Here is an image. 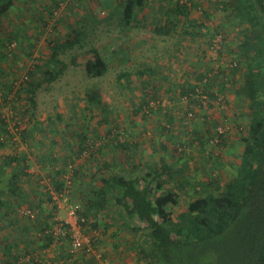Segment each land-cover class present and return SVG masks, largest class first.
<instances>
[{"label": "trees", "instance_id": "trees-1", "mask_svg": "<svg viewBox=\"0 0 264 264\" xmlns=\"http://www.w3.org/2000/svg\"><path fill=\"white\" fill-rule=\"evenodd\" d=\"M117 1L122 3L120 13L123 27H132L138 24L137 15L146 5V0ZM16 2L17 0H0V25L3 23V19L7 18ZM207 3L208 6L203 10L207 17L211 16V9L218 5L223 11H229L233 15L231 20L234 19L241 25V22L247 24V27L244 30L242 28L240 32L243 34L244 40L239 45L240 53L236 56L238 61L231 62V65L227 64L224 68L221 65L219 68L211 69V73L209 71L195 72V84L182 85L180 95L184 102H190V105L194 103L202 108L204 105L202 93L216 95L214 87L217 81L220 78L223 80L228 77L232 82L231 85L234 86V106L240 105L243 101L249 102L248 110L237 116V121L240 123L237 133L243 145L241 151L237 153L240 156L237 171L227 178L224 175L228 172L224 168L226 162L223 155L225 153L228 155L225 158L235 155L228 148L230 142L227 138L229 137L226 138L225 132L219 133L217 129L214 133L215 136L210 141L212 142L216 137L219 139L218 142H214L215 147L219 148V152H213V149L201 150V156L212 167L206 180H195L192 178V170L189 169L187 172L182 164L183 160H186L185 165H189L188 161L195 162L194 147L200 150L204 143L201 134L196 136L197 141L192 140L188 146L179 142L178 147L173 148L175 155L167 143L163 142L159 144L160 146L155 145V149L166 151L171 160H167L164 155H161L158 164H155L149 156L146 159L143 158L146 161L143 164L136 153V149L142 142L135 138V134L139 133L135 132L134 128H127L120 133L121 135L119 134L124 137V140L112 138L111 132L108 137L101 136L100 126L108 125L112 129L113 127L119 129V125L112 124L110 121V102L105 98L100 88L93 87L85 91L84 98L93 104V109L95 107L99 109V121L94 125V128L87 125L70 130L69 128L72 126L68 124L69 127L65 130L63 137L69 147L73 145L75 148L71 149L70 155L63 156L67 160L60 168L57 166L58 175L51 176L50 172L47 174V176H51L54 190L57 193L66 194L68 203L80 206L79 215L84 219L81 221L83 229L89 226L90 230H94V232L101 231L103 233L104 231L105 233L110 228L116 227L119 231L130 233L128 241H132L137 260L144 264H203L210 255L215 256L218 264H264V0H208ZM195 5L193 0H174V3L169 4L165 12V24L157 26L154 30L155 33L159 36L191 37L194 34L190 31L192 27L194 28L195 25L204 26L202 23L191 21ZM59 9L60 6L57 4V7L48 13L51 18L49 21H53L51 29L54 32L59 29L65 31L66 37L69 38L68 41L64 43L57 40L49 41L48 44L52 45L49 59L53 64L48 60L35 63L33 67H29L25 79H22L21 73H17L15 83L12 82L5 86L8 78L4 77H7L8 74L10 76L12 71L13 75L16 74V70L12 69V71L6 72V69L0 68V93L3 98L0 109L3 105H9L10 95L16 85H19V90L17 98L12 99L13 109L16 108L15 113L21 112L22 114L23 110V114H25L36 108L38 89L42 86L48 87V84L58 80L69 68H80L90 78L103 77L107 74L108 58L94 45L84 48L87 44L85 39L87 34L84 35L82 26H77L74 24L75 22H68L61 17L54 19ZM36 15L39 23L43 26L49 23L45 20L46 15H43L42 12L38 11ZM183 22L185 24H181ZM180 25H182L181 29H179ZM13 31L15 29L3 36L6 46L19 42L16 37L11 35ZM218 33L223 34L222 31ZM218 33H215L214 36L208 35L209 48ZM40 34L34 41H30L27 47L33 48L41 36ZM5 38L8 40L6 41ZM76 44L83 50L72 56L69 64L59 58V54H67L68 50H72ZM4 53H6L4 59H9L12 56L6 51ZM219 53H222L221 49ZM80 56L84 58L83 62L78 60ZM222 59L228 60L221 54ZM243 68H246V71L243 72ZM40 71L47 77L46 79H41L38 74ZM147 72L152 73L153 69L147 67L137 71L142 84L148 83ZM124 76L130 83L132 73L125 72ZM237 78L240 81L239 84L234 82ZM218 90L225 91L223 83ZM23 91L27 92L24 106V98L21 95ZM149 95L146 93L139 107L143 111L144 118H148V123L151 122L153 116L151 112L154 110L149 106ZM27 103H29L28 106ZM146 106L147 108H145ZM165 115L167 122L150 123L155 126L152 128L155 135L164 134V131L169 133L170 124L167 123L172 122L170 117L172 113L166 111ZM56 117L59 120L63 119L62 114H57ZM14 118L16 117L14 116ZM189 119L192 118L189 117ZM50 121L55 122V118L50 117ZM222 124L225 122L222 121L215 128ZM7 125V115L0 113V132L2 134L0 148L13 147L12 150H14L12 153L6 152L5 157L0 155V184H7L5 189L0 187V230L4 229L3 221L6 219H8V225L16 223V219L9 220L14 202H26L29 198L28 195H25L29 190H26L22 185L37 178L36 186H39L43 179L39 176L38 171L28 170L31 160L27 154L21 155L20 152L15 151L14 146L17 141L20 143V140ZM17 127L20 129L22 126L19 124ZM228 129H230V125H228ZM20 130V138L22 136L30 137L29 128L25 127ZM150 147L152 146L150 145ZM115 150L127 153H125L127 159L123 161L122 169L120 168L119 171H116V167H121V164L115 158L117 153H114ZM105 155L112 159L105 158L107 157ZM39 156L41 168L45 169L50 158L45 153ZM49 156L54 157L52 154ZM75 158L82 161L77 166H72L71 175H66L65 168H68L69 164L73 165ZM83 163H88L87 168L92 171L84 170L86 167ZM50 168L53 169L52 166ZM100 175H102V180L99 179L101 183L98 182L97 185L94 183L88 187V190H84L79 194V200L72 198L73 191H77L76 187L78 188L81 180L88 178L93 183ZM174 178H178V180ZM48 189H45L46 197L50 205L55 208L54 210L51 208L50 218L56 220L58 204ZM31 194L36 196L37 192L32 190ZM5 195L8 197L4 199ZM40 198L41 201L39 200L36 206L42 209L44 200L43 197ZM102 214H104L101 216L102 218H98V215ZM45 218L46 220L42 217L36 223L40 230L45 232L40 241V249L48 248L52 244L56 245L58 240L64 238L57 236L55 231L51 227L49 228L47 217ZM46 221L47 226H44ZM95 237H91V240L76 252H72L70 249V235L64 238L66 244L61 241V247H67V260L70 264H76L80 254L92 251V246L97 242ZM9 239L5 236L0 237L2 249L9 250L5 262L2 257V264H9L10 255L12 252L15 254L13 248H10ZM27 241L30 242V240ZM25 255L29 256L30 251L25 254L17 253L15 261H19L20 256L26 257ZM3 256L5 257L4 253ZM39 258L40 261L35 255L30 256L29 260L45 264L47 258L40 256Z\"/></svg>", "mask_w": 264, "mask_h": 264}, {"label": "rangeland", "instance_id": "rangeland-1", "mask_svg": "<svg viewBox=\"0 0 264 264\" xmlns=\"http://www.w3.org/2000/svg\"><path fill=\"white\" fill-rule=\"evenodd\" d=\"M193 1L196 3V7L191 15V21L198 22L199 24L202 23L204 26L199 27L195 25L194 28L192 27L190 31L194 34L189 38L179 35H174L172 38L168 36H159L152 28H149V25V27L146 26V28L123 27L120 13L122 3H119V1L116 2V0H80L78 4H76L77 11L70 7L66 9L65 6L60 7L57 11V15L54 19H59V17H61V19H66V21L71 23L75 22V25L83 27L82 31H84V35L87 34L85 37L87 44L84 48H88L90 45L98 47L108 58L109 69L107 74L103 77L90 78L80 68H69L58 80L48 84V87L44 88V86H42L38 89V93L36 94V108L25 114H23V110L21 114V112L15 113L13 109L12 99L17 98L19 90V85H16L14 91L10 95L11 102H9L8 107L0 109V113L7 115L8 127L13 130L12 132L18 137L17 139L20 140V143L17 141V144L14 146L16 149L15 151L20 152L21 155L27 154L31 160L28 170L31 172L38 171L39 176L43 178L39 186H36L37 178H34L29 183L25 182L22 185L26 190H29L25 194L26 196L28 195L29 198L26 202H14L9 220L16 219V223L14 225H8V219L3 221L5 224H3L4 229L0 230L2 231L1 235L2 237L5 236L10 238V248H14L18 243L20 249L22 246L26 248L28 244H26L25 241L33 240L34 238L36 244H38L45 233L36 225L42 217H44L45 220V217H47L49 228L51 227V229L57 231L62 218L67 216V209L64 207L65 205H63L62 200H60L61 196L59 197L58 193L54 190V185L50 177L56 174L58 175L59 169L57 166L60 168L64 165V161L67 160L63 158V156L65 154L70 155L71 149L73 150L75 148L73 145L69 147L63 137L69 125L72 126L69 128L70 130L79 129L81 126L86 127L87 125L94 128V125L99 121V109H96V107L93 109V104H90L84 98V93L89 88L98 87L101 89L105 98L110 102V121L112 124L119 125V129H114V127L112 129L108 125L100 126L99 132L101 136L108 137L109 132H111L112 138L124 140V137L120 136V133L127 128H134V131L136 130L135 132L139 134H135L136 137L135 135L133 136L138 139L139 142H142L139 148L136 149V153L143 164L146 163L143 158L146 159L149 156L155 164H158L161 155H164L167 160H171L166 151L155 149V145L160 146L159 144L165 142L173 149L174 147H178L179 142H183L188 146L192 140L195 139V141H197L198 138L196 136L201 134L204 143L200 150L194 147L196 154L195 162L188 161L187 163L189 165H185L186 160H183L182 164L187 172L189 169L192 170V178L195 180H206L207 174L211 172L212 167L207 163V160L203 159V156H201V150L209 151L213 149V152H219V148L215 147L214 142H211L210 139L215 136L214 133L217 128H215V126L224 121L225 124L220 126L225 130L226 138L229 137L227 140L230 142L228 146L230 152H233L235 155L226 158L225 156L228 155L226 153L223 155L226 162L224 168L228 172L227 174L224 173V175H226L227 178V176L233 175V173L237 171L240 161V156L237 153H239L243 147L238 137L239 134L237 133L240 126L239 121H237V116L241 112H246L248 110L249 102L243 101L240 105L234 106V86L231 85L232 82L229 81L228 77L223 78L224 81L222 78L217 81L214 87L216 95L202 93L204 100L202 108L194 103L190 105V102H184L180 95V90L182 85L195 84V72L209 71L211 73V69L219 68L221 65V63L219 64L221 54L228 59L225 61L226 64L238 61L236 56L239 54H232L229 56L228 52L232 49L234 50L237 43L242 41L243 36L239 33L241 24L234 19L231 20L233 15H231L229 11H223L221 6L218 5L211 9V16L207 17L203 13V10L208 6V0ZM42 2V0H34L33 5L31 4L33 12L38 11L37 8L40 10L39 6ZM148 5L149 8L156 10L158 13L157 16L160 19L164 18V9L162 10V7L158 9L157 0H150ZM33 12H29L30 14H20V18L28 17L24 18V21L21 19L20 22L22 23H12L18 26H14L15 31L11 32V35L16 37L19 42L8 46L4 44L0 47L1 49L4 48L6 52L12 55L9 59L0 61V67L6 69V72H10L12 69L16 70V74L13 75L12 71L10 76L7 73V77H4L8 78L5 86L15 80L17 73H21L22 79H25L29 67H33L35 63H42L47 60L52 63V60L49 59L52 53V45L50 46L48 44L49 41L57 40L64 43L69 39L66 37L67 34L65 31L59 29L54 32L53 29H51L53 21H50L49 27L46 25L43 26L39 23L40 21H38L37 15H35L37 12L35 14ZM42 14L46 15L43 12ZM229 14L231 16L227 17ZM10 16L16 17L15 13H11ZM45 20L48 21L50 18L46 15ZM152 23L154 22L152 21ZM152 23L150 25L153 27L154 24ZM181 24L185 23L183 22ZM181 26L182 25L179 26V29H181ZM5 31H7V29H5ZM221 31L223 32V37H226L222 42V53H217V58L212 59L208 55L209 36H214L215 33ZM31 33H34V38H37L41 33V36L37 39L38 46L33 48L27 47V44L32 41ZM163 38L164 41L162 40ZM5 39L6 41L8 40V38ZM230 46L234 48H230ZM82 50L83 49L76 44L72 50H68L67 54H59V58L65 60L69 64L71 57ZM238 53H240V51ZM29 54H32L31 57ZM43 57L44 59H41ZM78 60L83 62L84 58L80 56ZM147 67L153 69V72L146 73L148 83L142 84L140 82L141 78L137 75V71ZM242 71H246V68H243ZM125 72L132 73L130 83L126 81V77L124 76ZM38 74L41 79L47 78L42 71L38 72ZM234 82L237 84L240 83L238 78ZM222 83L225 90L224 92L218 90ZM146 93L151 95H149V106L154 109L153 112H151L153 116L151 117L150 123L153 124L154 122L158 124V121H161V123L167 122V117L165 115L166 111L172 113L170 116L172 122L167 123L170 124L169 133L164 131V134L155 135L154 130H152L155 126L148 123V118H144L143 111H141L139 107ZM21 95L22 98H24V106L27 92L23 91ZM2 102L3 98L0 96V104H2ZM28 104L29 103H27V106ZM86 106L88 107L86 108ZM150 107H148V109H150ZM145 108H147V106ZM189 113H194L193 117L189 116ZM57 114H62L63 119H57ZM14 116L16 118H14ZM50 117L55 118V122H51ZM189 117L192 119H189ZM19 124L22 126L20 129L25 127L30 129V137H19V132H21L17 127ZM228 125H230V129L227 128ZM1 137L2 134L0 132V138ZM150 145L152 147H150ZM12 148L13 147H11V150ZM115 152H117L115 158H117L121 164V167H116V171H119L120 168L122 169L123 161L127 159L125 155L126 152L124 151L122 153L116 150L114 153ZM43 153L48 154L50 158L47 161L50 165H46L45 169L41 168L42 165L38 160L40 157L39 155L42 156ZM172 153L175 155L174 149ZM49 154H52L54 157L49 156ZM108 157L109 156L105 158ZM111 159L112 157H109V160ZM172 160L175 161L174 159ZM81 161V159L75 158L73 165L69 164V167L65 168V174L71 175L72 166H77ZM83 165L86 167L85 169L83 168L84 170H87V172L92 171L90 168H87L88 163H83ZM50 166H52L53 169H51ZM49 172L51 176H47ZM101 177L102 175L97 176L93 183L88 178L81 180L78 188L76 187L77 191H73L74 194H72V198L79 200V194L84 192V190H88V187L92 186L94 183H96L95 185H97L98 182L101 183L99 181ZM174 179L178 180V178ZM0 187L7 188V184L2 183ZM46 188H49L48 192L54 196L55 200L62 202L61 207H58L59 210H57L58 214L56 215L60 221L50 218V213L52 212L51 208L52 210L55 208L50 205L46 197ZM32 190L37 192L36 196L31 194ZM3 197L5 199L8 195ZM11 197L15 198L13 196ZM40 197H43L42 199L44 200L42 209L36 206L37 202L41 199ZM103 215L104 214L98 215V218H102L101 216ZM47 221L44 226H47ZM111 229L115 230L116 227H112ZM55 234L59 236L56 232ZM95 234L94 230H90L89 226L85 227L84 235L86 240L90 241L91 237ZM129 235L130 234L127 235L126 233V237H115L114 241L119 242L121 240L120 242L122 243H119L121 247L125 245L124 247H127V249L136 251L132 244L129 245L128 243V238L131 236ZM61 241H66V239L62 238V240H58L56 245L62 244ZM105 242V240L102 241L104 244ZM28 248L33 247L28 246ZM29 251L31 250L29 249ZM25 256L24 258L27 259L28 256ZM203 264L218 263L215 256L210 255L205 259Z\"/></svg>", "mask_w": 264, "mask_h": 264}, {"label": "crops", "instance_id": "crops-1", "mask_svg": "<svg viewBox=\"0 0 264 264\" xmlns=\"http://www.w3.org/2000/svg\"><path fill=\"white\" fill-rule=\"evenodd\" d=\"M42 1L43 2L39 6L40 10L38 8H37V10L39 12L42 11L44 14L47 15L48 18H50L48 13L53 11L57 7V4L60 7L65 6L66 9H69V7H70L71 9H74L75 11H77V7H76L77 5L76 4H78V2L80 0H42ZM157 1H158V9H161V7H162V10L164 9L163 10L164 13L166 12L169 4L172 5L174 3V0L172 2H168L169 0H157ZM33 2H34V0H17L16 4L12 8V10L10 11L7 18H5V20L3 19V23H1L2 28L0 27V47H2V45H4V42H3L4 34L15 29L14 26L17 25V24H12V23L20 22L21 19L24 21V18H28V17L20 18V14H22V13L30 14L33 12L32 8H31V4L33 5ZM149 3H150V0H148V1L146 0V5L137 15L138 24L132 26L133 28H136V27L137 28H144V27L146 28V26L149 25L150 26V27L148 26L149 28H152L153 30H155V28L157 26H159L161 24H165L166 14H164L163 19H160L157 16L158 13L156 12V10L149 8V5H148ZM38 11H36V12H38ZM36 12L34 11L33 13L35 14ZM11 13H15L16 17L15 16L11 17L10 16ZM228 16H230V15H227V17ZM31 17H30V19H31ZM152 21L154 23H152ZM48 22L50 23L49 20H48ZM234 22H236V21H234ZM20 23H22V22H20ZM20 23H18V24H20ZM49 23H47V24H49ZM151 23L154 24L153 27H152V25H150ZM241 23H242L241 29L243 28V30H244L247 27V24H245V23L243 24V22H241ZM47 24H46V26H47ZM5 29H7V31H5ZM240 32H241V30H240ZM33 34L34 33H31V40L34 41L35 38L33 37ZM237 35H239V34H237ZM242 36H243V34H242ZM164 37H167V36H164ZM168 37H171V36H168ZM162 40L164 41V38ZM243 40H244V36L242 38V41L237 43V47H236L237 49L235 48L233 51H231L232 54H239L238 53L240 51L239 45L242 44ZM35 46H38V42H35ZM230 48H234V47L230 46ZM4 52H5L4 48H2V49L0 48V61L7 60V59L3 58L4 56H6L5 55L6 53H4ZM231 52L229 51L228 54L231 55ZM13 60H14V58H13ZM191 81H195V80H191ZM12 82L15 83L16 78ZM0 92H1V86H0ZM0 96H1V93H0ZM7 107H8V105H3L1 107V109L7 108ZM9 125H10V123H9ZM8 128L11 130V132L13 131L10 127H8ZM12 151H14V150H11V147L6 148V149L0 148V155L5 157L6 152L12 153ZM3 189H5V188H3ZM1 232L2 231H0V235H1ZM95 233L96 234L94 235V237L95 236L96 237L94 239L97 242L94 246H92V251L90 253H82L81 252L82 254L79 255V261L76 264H144L142 261L140 262L137 260L136 252L134 250L127 249V247H124L125 245L122 247L120 246L121 244L119 245V243H122V242H120L121 240L119 242L114 241L115 237H118V238L126 237V233H127V235L130 233H128L126 231H119L118 229L113 230L111 228L105 233H104V231H103V233H101V231H98V232L96 231ZM103 240L106 241L105 244L102 243ZM25 242H26V244H28L26 246V248L22 246L20 249L19 243L15 245V247L13 248V251L15 252V254H13V252H12V254L10 255L9 259H11V260H10L9 264H38V263H35V262L29 260L30 256L32 257L35 255H36V257H38L39 261H40L39 256L43 257V258H47V260L45 259L46 260L45 264H70V262L67 260V254H66L67 247H65V246L61 247L60 244L57 246L52 244L48 248L40 249L39 246H40L41 242L36 244L35 238L33 240H30V242L27 240ZM131 242L132 241H128L129 245H131ZM62 243L66 244L65 241H63ZM3 246H5V245H3ZM28 246H32L33 248H28ZM29 249L31 251H30V255L27 257V259L20 256L21 259H19V261H15L16 260L15 255H17V253L25 254L27 251H29ZM8 251L3 250L1 245H0V264H2V261H1L2 257L4 258L3 261L5 262L6 254ZM3 253L5 254V257L3 256ZM48 256H50V257H48ZM41 263H44V262L41 261Z\"/></svg>", "mask_w": 264, "mask_h": 264}, {"label": "built area", "instance_id": "built-area-1", "mask_svg": "<svg viewBox=\"0 0 264 264\" xmlns=\"http://www.w3.org/2000/svg\"><path fill=\"white\" fill-rule=\"evenodd\" d=\"M212 44L210 45L208 55L212 59H216L217 53H219V50L221 49L222 42H223V35L221 33L216 34L214 39L212 40ZM221 63L222 67H226L227 64L224 59L220 60L219 64ZM220 65V66H221ZM231 65V64H229ZM189 116L193 117V114L190 113ZM228 128V126H227ZM226 128V129H227ZM217 131L219 133L225 132V130L222 128V126H218ZM218 138H214L213 142H218ZM59 197L61 196L63 205L67 209V216L65 218H62L60 226L57 231H55L59 236H63L66 238L67 236L70 235L71 237V242H70V249L72 252L79 251L85 243H88L89 240H86L85 235H84V229L81 225V221H84L83 218L80 217L79 215V209L80 206L78 204H70L68 203V198L66 194H59ZM62 202L56 200V203L58 204V207H61ZM56 220H59L58 216L55 217ZM60 221V220H59Z\"/></svg>", "mask_w": 264, "mask_h": 264}]
</instances>
